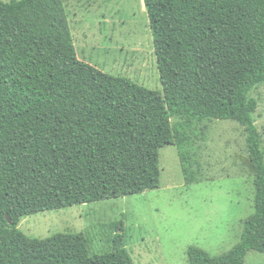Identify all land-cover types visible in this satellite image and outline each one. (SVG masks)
<instances>
[{
    "label": "trees",
    "instance_id": "obj_1",
    "mask_svg": "<svg viewBox=\"0 0 264 264\" xmlns=\"http://www.w3.org/2000/svg\"><path fill=\"white\" fill-rule=\"evenodd\" d=\"M162 91L79 59L65 0H0V264H135L115 225L111 250L83 232L30 237L21 218L117 199L161 183L160 149L184 124L233 120L245 130L254 212L222 255L190 246L189 264H244L264 253V148L250 93L264 84V0H144Z\"/></svg>",
    "mask_w": 264,
    "mask_h": 264
},
{
    "label": "rangeland",
    "instance_id": "obj_2",
    "mask_svg": "<svg viewBox=\"0 0 264 264\" xmlns=\"http://www.w3.org/2000/svg\"><path fill=\"white\" fill-rule=\"evenodd\" d=\"M9 1V0H4ZM79 59L146 88L162 91L153 35L144 0H65ZM264 148V84L250 93ZM183 123L188 169L179 145L160 149L161 183L143 193L43 211L21 218L28 236L85 233L91 253L111 250L115 225L122 223L125 246L135 264H189L187 250L200 247L222 255L241 239L254 212L255 173L244 128L233 120ZM244 264H264L251 250Z\"/></svg>",
    "mask_w": 264,
    "mask_h": 264
}]
</instances>
